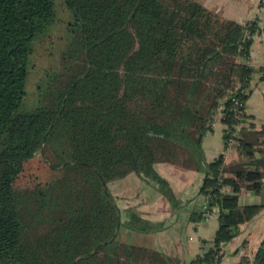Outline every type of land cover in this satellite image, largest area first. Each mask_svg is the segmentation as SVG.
<instances>
[{"label": "trees", "instance_id": "trees-1", "mask_svg": "<svg viewBox=\"0 0 264 264\" xmlns=\"http://www.w3.org/2000/svg\"><path fill=\"white\" fill-rule=\"evenodd\" d=\"M62 1L71 11L66 50L38 83L37 105L25 109L31 56L56 22L55 0H0V264H172L130 241V232L157 226L122 210L108 189L130 172L165 189L153 169L158 161L204 173L201 193L213 195L225 222L197 260L215 262L252 206L240 209L235 196L220 192L234 181L223 176L222 155L207 162L200 144L220 103L224 139L241 122L228 92L238 86L235 95L246 98L254 22L222 19L203 0ZM59 121L69 125V162L42 160L61 172L63 192L82 195L81 206L24 239L16 183ZM263 134L243 129L234 144L250 155L264 146ZM257 171L245 177L260 178ZM254 262L264 264V239Z\"/></svg>", "mask_w": 264, "mask_h": 264}, {"label": "crops", "instance_id": "crops-1", "mask_svg": "<svg viewBox=\"0 0 264 264\" xmlns=\"http://www.w3.org/2000/svg\"><path fill=\"white\" fill-rule=\"evenodd\" d=\"M230 1L217 0V5H223L216 13L219 17L240 24L254 22L248 51V65L253 72L245 91L244 114L236 126L239 128L237 140L243 129L264 133V5L260 0H233L229 4ZM203 2L208 9H215L210 8L205 0ZM221 118L215 116L212 130L207 131L201 140L204 158L209 162L222 155L223 176L233 180L234 186L225 183L220 192L235 196L240 209L248 206H252V209L251 216L238 224L236 234L220 243L218 259L216 256L215 262L204 264H241L243 258L248 264L254 262V256L264 239V163L254 162L264 158V146L256 144L250 155L245 154L237 144L227 147L223 137L225 125ZM261 138L264 140V134ZM153 169L166 183L165 189L157 182L133 172L110 181L113 182L110 189L122 210H131L157 226L148 232H130V241L163 253L173 260L172 264H196L201 244H207L206 250L211 247L219 224L224 221L219 203L212 207L209 218L201 219L204 173L192 166L165 161L156 162ZM248 170H258L262 176L252 180L245 177ZM226 221L234 223L235 216H227Z\"/></svg>", "mask_w": 264, "mask_h": 264}, {"label": "rangeland", "instance_id": "rangeland-1", "mask_svg": "<svg viewBox=\"0 0 264 264\" xmlns=\"http://www.w3.org/2000/svg\"><path fill=\"white\" fill-rule=\"evenodd\" d=\"M216 13L223 7L217 0H205ZM233 0L229 2L232 4ZM56 22L40 42L36 43L31 56V66L26 79V94L23 99L25 109H33L37 105V85L45 74L57 70L61 56L66 50L67 28L71 19V11L62 0H55ZM71 141L69 125L59 121L53 128L30 165H28L16 183L18 212L22 220V237L31 239L46 231L60 218L74 214L81 206V194L78 191L63 192L62 174L52 170L48 164L69 162ZM43 159V160H42ZM110 182L108 189H110Z\"/></svg>", "mask_w": 264, "mask_h": 264}, {"label": "built area", "instance_id": "built-area-1", "mask_svg": "<svg viewBox=\"0 0 264 264\" xmlns=\"http://www.w3.org/2000/svg\"><path fill=\"white\" fill-rule=\"evenodd\" d=\"M261 4L264 5V0H260ZM247 35L250 37L252 34L247 32ZM238 92V86L234 87L233 90H230L228 92L229 98H231V103L233 105V108L235 111L239 112L241 115L244 114V99H241L239 96H236L235 94ZM225 109V104L224 103H220L218 105V107L216 108L215 111V116L216 117H222L223 116V111ZM238 127H236L235 129H228L226 132V139H225V143L227 147L232 146L235 141L236 138L238 136ZM222 190V189H221ZM220 190V191H221ZM216 201L213 197L212 194L210 193H206L203 194V204L201 205V219L206 220L207 218L210 217L211 213H212V207L215 206ZM205 247H207V245L205 246V244H201V252L199 254V256L197 257H202L206 251ZM196 257V260H197ZM198 261V260H197ZM196 264H198L196 262ZM248 264H255L253 261L249 262Z\"/></svg>", "mask_w": 264, "mask_h": 264}]
</instances>
